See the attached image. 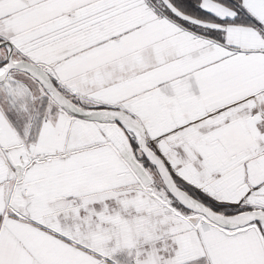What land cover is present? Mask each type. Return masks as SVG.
<instances>
[{"label": "snow or ice", "instance_id": "snow-or-ice-1", "mask_svg": "<svg viewBox=\"0 0 264 264\" xmlns=\"http://www.w3.org/2000/svg\"><path fill=\"white\" fill-rule=\"evenodd\" d=\"M0 264H264V0H0Z\"/></svg>", "mask_w": 264, "mask_h": 264}]
</instances>
